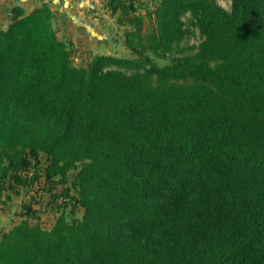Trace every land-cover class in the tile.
Instances as JSON below:
<instances>
[{
    "label": "trees",
    "instance_id": "obj_1",
    "mask_svg": "<svg viewBox=\"0 0 264 264\" xmlns=\"http://www.w3.org/2000/svg\"><path fill=\"white\" fill-rule=\"evenodd\" d=\"M102 3L135 57L76 65L47 3L0 27V206L43 154L83 208L44 228L24 203L0 264H264V0ZM187 11L196 51L156 65Z\"/></svg>",
    "mask_w": 264,
    "mask_h": 264
},
{
    "label": "rangeland",
    "instance_id": "obj_2",
    "mask_svg": "<svg viewBox=\"0 0 264 264\" xmlns=\"http://www.w3.org/2000/svg\"><path fill=\"white\" fill-rule=\"evenodd\" d=\"M92 1L95 3V0ZM101 1L102 0H97L99 3ZM213 1L226 11L231 10V0ZM149 24L150 22L147 21V25ZM182 28L185 31L184 37L175 42L170 49L166 51L158 50L147 52L156 65L163 66L170 63L175 57L191 54L196 51L203 37L190 11L182 15ZM114 29L115 28H113V33L117 39H120V37L122 38L123 28L117 32H115ZM114 53H116L115 55L127 58L135 57L127 47H123L120 40H117L114 45ZM79 57L80 56L75 53L73 62L78 66L86 65L87 59ZM113 68L116 67L114 66ZM120 69L127 73L132 71L130 68ZM46 162L45 155H40L38 162L32 164L28 170L29 184L20 187L17 193L13 191L6 194L4 203L0 206V232L8 230L12 224L20 220L19 213L22 212V206L24 203L27 204L29 202H33V206L39 208V222L44 228H50L60 215L68 219L80 218L82 216L83 208L80 203L77 202V190L71 184L75 171L72 170L68 173V183L58 186L53 191L55 195H52L51 192L44 188L43 170ZM66 188H68V190H65Z\"/></svg>",
    "mask_w": 264,
    "mask_h": 264
},
{
    "label": "crops",
    "instance_id": "obj_3",
    "mask_svg": "<svg viewBox=\"0 0 264 264\" xmlns=\"http://www.w3.org/2000/svg\"><path fill=\"white\" fill-rule=\"evenodd\" d=\"M43 3H47L53 12L58 34L70 40L75 53L87 61L96 54L115 55L117 40L125 48L124 36L117 39L113 33V28L117 32L123 26L116 22L103 3H94L92 0H0V27L10 21L12 6L19 5L29 11Z\"/></svg>",
    "mask_w": 264,
    "mask_h": 264
},
{
    "label": "built area",
    "instance_id": "obj_4",
    "mask_svg": "<svg viewBox=\"0 0 264 264\" xmlns=\"http://www.w3.org/2000/svg\"><path fill=\"white\" fill-rule=\"evenodd\" d=\"M97 2V0H95ZM98 3V2H97ZM100 4H102V1L100 2Z\"/></svg>",
    "mask_w": 264,
    "mask_h": 264
}]
</instances>
